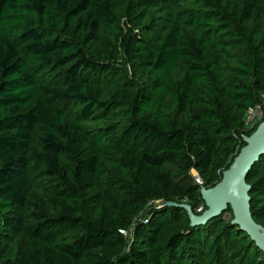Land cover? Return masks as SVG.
Returning a JSON list of instances; mask_svg holds the SVG:
<instances>
[{
  "label": "trees",
  "instance_id": "trees-1",
  "mask_svg": "<svg viewBox=\"0 0 264 264\" xmlns=\"http://www.w3.org/2000/svg\"><path fill=\"white\" fill-rule=\"evenodd\" d=\"M160 5L0 0V264H264L231 208H183L256 130L264 0ZM247 183L264 226V154Z\"/></svg>",
  "mask_w": 264,
  "mask_h": 264
},
{
  "label": "water",
  "instance_id": "water-1",
  "mask_svg": "<svg viewBox=\"0 0 264 264\" xmlns=\"http://www.w3.org/2000/svg\"><path fill=\"white\" fill-rule=\"evenodd\" d=\"M245 146L227 169L222 180L213 187H202V197L207 209L197 214L189 205H183L193 226L207 224L232 209L233 224L247 233L264 252V226L257 223L251 211L250 185L247 177L255 163L264 154V121L251 135H245Z\"/></svg>",
  "mask_w": 264,
  "mask_h": 264
},
{
  "label": "built area",
  "instance_id": "built-area-1",
  "mask_svg": "<svg viewBox=\"0 0 264 264\" xmlns=\"http://www.w3.org/2000/svg\"><path fill=\"white\" fill-rule=\"evenodd\" d=\"M261 99V103L249 108V110L247 111L245 123L248 129H257V127L264 121V94H262ZM193 173L195 175L196 182L204 187V181L199 173L195 170H193ZM202 209L203 207L201 206L197 211L201 212Z\"/></svg>",
  "mask_w": 264,
  "mask_h": 264
},
{
  "label": "rangeland",
  "instance_id": "rangeland-1",
  "mask_svg": "<svg viewBox=\"0 0 264 264\" xmlns=\"http://www.w3.org/2000/svg\"><path fill=\"white\" fill-rule=\"evenodd\" d=\"M155 3L156 4H158V8H160L161 7V0H155ZM86 126H88V127H90V128H95V127H98V126H100V123H96V122H89V123H87L86 124ZM193 173V172H192ZM193 176L191 177V179L189 180V181H194V178H195V175H194V173L192 174ZM188 180V179H187ZM36 184L39 186V188L41 189V190H45V188H44V181L42 180V179H39V180H37L36 181ZM207 188H210V187H207ZM203 208H205L206 207V209L208 208L207 207V205L205 204V206H202ZM227 218H229L230 217V214H226L225 215Z\"/></svg>",
  "mask_w": 264,
  "mask_h": 264
}]
</instances>
